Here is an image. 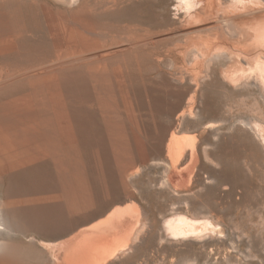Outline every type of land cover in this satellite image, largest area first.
I'll return each instance as SVG.
<instances>
[{
  "label": "rangeland",
  "instance_id": "obj_1",
  "mask_svg": "<svg viewBox=\"0 0 264 264\" xmlns=\"http://www.w3.org/2000/svg\"><path fill=\"white\" fill-rule=\"evenodd\" d=\"M100 1L0 0V80L12 69L26 71L38 62L49 64L63 55L84 54L90 47L99 48L101 57L107 49L119 45L126 50L127 27L140 21L139 33H163L154 46H129L132 54L125 56L123 71L112 72L116 112L69 75L47 81L30 73L18 85L0 87V145L11 144L0 155L4 176L50 181L62 172L56 171L55 160L63 164V169H72L75 158L88 173L86 187L93 197L91 205L65 214L64 223L73 228L62 235L53 227L43 228L46 248L52 250L55 243L103 219L84 222L128 189L154 223L155 231L147 234L134 253L111 264H264V94L255 85L227 79L222 73L226 60L216 58L214 71L205 72L201 57L194 56L198 50L189 52L191 37L173 40L176 30L190 24L188 18L183 21L185 16L178 18L175 1L132 0L111 9L102 8ZM54 16L88 20L92 31L70 38L59 22L52 21ZM50 22L56 24L54 31ZM173 76H181L179 86ZM187 87L195 93L196 104L192 115L179 121L177 135H194L198 140L197 152L203 163L199 161L201 171H196L203 178L202 184L198 182L187 191H191L189 196L186 191L175 193L160 184L166 171L156 160H146L139 166L133 183L113 176L115 158L121 157L116 144H124V157L153 153L169 122L168 112L175 106V93ZM119 204L114 207L124 208L125 204ZM175 208H181L185 218L191 215L192 222L180 225L176 221L174 235L170 236L162 225L165 215ZM192 213L198 214L195 220ZM202 223H206V229ZM201 236L203 239H199ZM12 252L13 248L0 250V264H12L13 256H7ZM16 253L23 255L14 256L21 259L20 264H30L24 251Z\"/></svg>",
  "mask_w": 264,
  "mask_h": 264
},
{
  "label": "bare ground",
  "instance_id": "obj_2",
  "mask_svg": "<svg viewBox=\"0 0 264 264\" xmlns=\"http://www.w3.org/2000/svg\"><path fill=\"white\" fill-rule=\"evenodd\" d=\"M129 1L132 0H101L100 6L104 9H111L119 2L129 3ZM173 1L176 2V9L179 11L177 12L178 18L181 19L185 16L183 21L187 22L186 18L190 20L188 21L190 24H187L186 27H180L179 30H176L173 40H181L182 36L191 37L188 44L194 49L191 47L192 50L189 49V52L196 53L197 50L198 53L200 52V54L196 53L194 56L201 57L200 60H202L205 72L210 69L214 71L212 63L216 58L226 60L227 66L224 70L222 69V73L227 79L230 78V81L240 80V83L245 85H255L262 92L260 94H264V0ZM53 20L59 22L65 28L70 38L77 37L76 35L79 32L92 31L88 20L81 22L69 16H54ZM140 22L127 27L125 37L129 45L127 44L128 49L126 50L121 49L119 45L107 49L101 57L100 51H98L99 48L89 50L91 47H88L89 49L84 54L63 55L49 64L41 63L38 65V62L37 66L26 71L20 69L21 72L12 69L0 80V87L18 85L30 73L39 74L47 81L54 80L58 75H69L81 87L85 86L91 92L97 94L107 108L116 112L111 94L112 72L113 74L121 72L123 66H125V56L132 54L131 46L138 44L146 46L151 44L154 46L162 38L163 33H157L158 31L154 34L139 33L138 31L142 29ZM53 25L50 22L51 30L54 31ZM69 47L71 46L69 45ZM147 67L154 70L157 68L153 65H147ZM174 76L172 79L177 83L179 82L177 84L179 86L182 82L180 80L181 76ZM243 76H246L245 80L241 79ZM23 77L25 78L22 79ZM175 96V106L173 110L168 112L170 119L159 136L158 147L155 151L148 153L149 156L144 154V156L136 158L124 157L125 147L119 141L115 147L120 151L121 157L119 159L115 158L116 165L112 171L113 176L125 177L131 179L132 182L139 166L144 165L146 160H156L157 164L162 165L166 171L164 177H162L163 179L159 178L161 180L160 184L171 187L174 192H187L196 183L201 182L199 184H202L203 178L201 179V174L197 172L201 171V169H198V166L201 165V163L198 165L200 161V153L197 152L198 140L194 135H177L178 124L186 116H191L194 111L195 93H192L191 88L187 87L176 92ZM247 127L253 129L254 132L252 125L249 126L248 124ZM10 147L11 144H1L0 155L8 151ZM205 152L208 155L207 150ZM206 153L204 156L207 158ZM63 168H65L63 164L59 160H55L56 171L61 169L62 172L56 173L55 178L50 181L42 179L39 183L21 176L13 177L6 176V174L4 176L0 171V250L13 248L15 252L7 255L13 256V259L10 257L12 264L21 263L20 258L14 257L23 256L14 255L17 251L16 254H20L19 250L24 251L30 264H111L114 260H120L124 256L130 255L139 244L144 243L146 237H148L147 234L154 233V223L147 217L144 208L138 202H135L134 193L125 186L126 191L117 194L116 198L109 201L103 209L84 222L96 220V218L100 219L104 216L103 219L98 220L86 229L80 230L77 234L69 235L67 239L55 243L51 246L52 250L49 251L43 241L44 234L42 235L44 229L46 230V226L47 228L49 226L53 227L59 235H62L64 231L73 228V226L64 223L65 214L87 208L93 201V197L86 187L88 173L86 174L81 160L75 158L72 169ZM224 186L226 188L227 185ZM190 192L184 193L188 195ZM135 193H137V190ZM116 203L125 204V206L122 205L124 208H119V204V207L117 205L114 207ZM180 209L175 208L168 215H165L164 225L162 226L170 236L174 235L176 221H179L180 225L183 222H192V216L189 215L190 218L184 212L189 218L183 217V210ZM195 215L198 214L194 213L193 218ZM196 219L198 220V218ZM201 219L203 220V218ZM197 226L196 228H199L201 224L199 227ZM202 226H204V229L207 228L206 223H202ZM203 230L200 231L202 234ZM159 234L158 236H163L162 233ZM203 236L199 239H203ZM190 238L194 237L190 236ZM4 256L6 255L4 254ZM8 263H11V261Z\"/></svg>",
  "mask_w": 264,
  "mask_h": 264
}]
</instances>
